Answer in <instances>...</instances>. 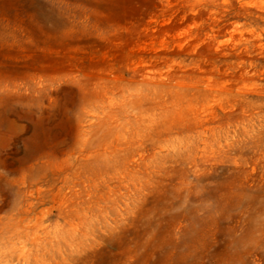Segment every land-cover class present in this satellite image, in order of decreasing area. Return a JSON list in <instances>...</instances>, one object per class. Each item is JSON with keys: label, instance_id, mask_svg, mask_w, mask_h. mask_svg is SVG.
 <instances>
[{"label": "rangeland", "instance_id": "rangeland-1", "mask_svg": "<svg viewBox=\"0 0 264 264\" xmlns=\"http://www.w3.org/2000/svg\"><path fill=\"white\" fill-rule=\"evenodd\" d=\"M0 264H264V0H0Z\"/></svg>", "mask_w": 264, "mask_h": 264}]
</instances>
